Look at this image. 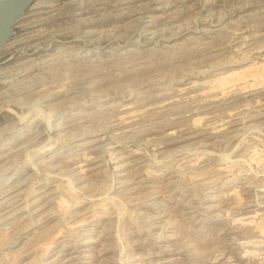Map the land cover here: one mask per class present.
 Instances as JSON below:
<instances>
[{"label": "rangeland", "instance_id": "1", "mask_svg": "<svg viewBox=\"0 0 264 264\" xmlns=\"http://www.w3.org/2000/svg\"><path fill=\"white\" fill-rule=\"evenodd\" d=\"M0 264H264V0H34L0 49Z\"/></svg>", "mask_w": 264, "mask_h": 264}, {"label": "water", "instance_id": "2", "mask_svg": "<svg viewBox=\"0 0 264 264\" xmlns=\"http://www.w3.org/2000/svg\"><path fill=\"white\" fill-rule=\"evenodd\" d=\"M34 0H0V49L14 35V29Z\"/></svg>", "mask_w": 264, "mask_h": 264}, {"label": "bare ground", "instance_id": "3", "mask_svg": "<svg viewBox=\"0 0 264 264\" xmlns=\"http://www.w3.org/2000/svg\"><path fill=\"white\" fill-rule=\"evenodd\" d=\"M217 178V177H216Z\"/></svg>", "mask_w": 264, "mask_h": 264}]
</instances>
